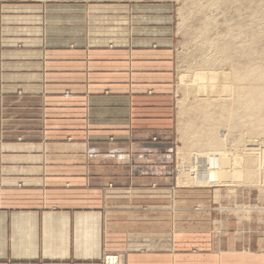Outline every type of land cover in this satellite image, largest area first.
Instances as JSON below:
<instances>
[{
    "label": "crops",
    "instance_id": "obj_1",
    "mask_svg": "<svg viewBox=\"0 0 264 264\" xmlns=\"http://www.w3.org/2000/svg\"><path fill=\"white\" fill-rule=\"evenodd\" d=\"M66 7L68 41L1 13L0 264H264V207L179 184L168 45L108 49L84 36L89 7ZM205 163L186 178L216 183Z\"/></svg>",
    "mask_w": 264,
    "mask_h": 264
},
{
    "label": "rangeland",
    "instance_id": "obj_2",
    "mask_svg": "<svg viewBox=\"0 0 264 264\" xmlns=\"http://www.w3.org/2000/svg\"><path fill=\"white\" fill-rule=\"evenodd\" d=\"M214 2V0H0V17L1 13L2 15L12 13L28 15L29 18H24L15 25L23 27L18 28L19 33L30 35V28L39 24L40 20L37 15H40L43 18L41 33L39 30L41 36L47 35L52 38L60 36L68 41V33L71 36H77L75 32L78 31L77 34H81L82 31L80 26L75 24L78 22L68 21V16L64 13L67 9L62 10V8L66 6L79 8L80 5H85L89 7L91 21L86 23L84 36L89 34L90 37L102 39L108 49L111 47L123 54V50L130 45L129 41H132V38L133 41L135 38L144 39L143 43H151L150 48L155 45H168V55H163L162 59L167 62L169 85L175 100L174 135L178 168L181 161L180 154L185 149L187 150L195 139L192 134L189 138H184L182 129L185 124L188 128L189 123H194L193 129L200 134L202 132L203 135L198 137L204 141L209 131L217 126L216 118H223L225 110H228L229 104H232L230 97L222 100L209 96L208 91L204 90L201 97L212 101L205 107L212 117H210L211 121L204 124L200 114L194 116L195 102L197 99H202L196 96V93L200 94V92L193 87L194 75L200 71L203 63L208 65L211 63L209 71L212 76L211 83L214 86H220L219 84L226 81L229 83L227 80L231 68L228 67L229 65L233 67L247 65L264 69V0H223L219 2L221 6L214 5ZM44 6L47 8L46 13L41 11ZM50 6L53 8L49 9ZM18 8L21 9L18 10ZM73 19L75 18H71ZM235 26H237L236 29H234ZM229 27L233 29L230 35L228 34ZM232 35L233 38L230 39ZM226 46L230 48L226 55L232 57L229 59V65H225L223 61L225 54L221 52V49ZM247 53H249L248 57L245 55ZM121 58L124 59V57ZM220 65H225V68ZM123 66L125 65L122 64ZM69 94L68 90H65L62 96L67 98ZM261 99L260 105L263 106L262 111H264V97ZM258 117L264 121L263 112L259 113ZM222 125L221 128H223ZM256 138L257 143L263 144L264 132L256 133ZM23 139L20 135L16 142H21ZM262 148H257L253 157L264 158V150H260ZM182 177L179 184L185 183L215 189L221 201L224 200L222 203L225 207L235 208V205L242 206L244 209H247V206L264 207L260 203L264 201V184H258L257 181L250 185L224 182L209 184L206 180L199 182L192 181V177L191 179H187L185 175ZM254 177L259 181L261 175L256 174ZM258 208L243 216L250 218L255 213L263 214V211Z\"/></svg>",
    "mask_w": 264,
    "mask_h": 264
},
{
    "label": "bare ground",
    "instance_id": "obj_3",
    "mask_svg": "<svg viewBox=\"0 0 264 264\" xmlns=\"http://www.w3.org/2000/svg\"><path fill=\"white\" fill-rule=\"evenodd\" d=\"M214 1V5L216 6H221L219 4L223 2V0H219L220 3L217 0ZM236 27L237 26H235L234 29H236ZM228 31L230 35L233 29L229 27ZM232 38L233 35L230 39ZM228 49H230L229 46L221 49V52L225 54L223 57L225 65H229V59L232 58L226 55ZM238 52L241 51L238 50ZM245 55L248 57L249 53ZM248 63L249 62H247V64ZM209 65H211V63H209ZM209 65L203 63L200 71L196 72L194 75L195 84L193 87H196L198 92H200V94L196 93V96L201 97L204 90H207L209 96H214L215 98L225 100L226 97H230L232 104L228 103L229 109L225 110V114L222 115L224 116L223 118H216L217 126L209 131L208 137H206L204 141L200 140L198 137L202 132L200 134L193 129L194 123H189L188 128L185 124L182 129L184 138H189L192 134L195 139L194 142L191 143L192 145L187 147V150L185 149V151L180 154L181 161L178 164L179 176L185 175L187 177L190 175L195 177L194 172L197 171L189 170L185 164L186 159L191 155L206 159V163L200 166L199 172L208 174L210 176L209 182L215 181L216 183L224 182L227 184L248 183L250 185L254 183V181H257L256 183L263 185L264 158L258 155V157H253V155L257 148L263 147L260 150H264V143H257L256 138V133L264 132V121L258 117L259 113H264V111H262L263 106L260 105L262 103V99L260 100V98L264 97V69L252 68L247 65L239 67L229 65L228 67H231L227 75L229 83H226V81L223 84H219L220 86H214V84L211 83L212 76L210 75ZM225 65H220V67L223 66L225 68ZM201 98L202 99H197L195 102L194 116L200 114L202 117L201 119H203L202 122L206 124L211 121L212 117L207 113L208 111L205 107L207 103H212V101H207L203 97ZM223 102L224 101H222V103ZM221 125L223 128L220 127ZM256 174L261 175L260 180L262 181L256 180L254 177ZM252 177H254V179Z\"/></svg>",
    "mask_w": 264,
    "mask_h": 264
},
{
    "label": "built area",
    "instance_id": "obj_4",
    "mask_svg": "<svg viewBox=\"0 0 264 264\" xmlns=\"http://www.w3.org/2000/svg\"><path fill=\"white\" fill-rule=\"evenodd\" d=\"M102 264H118V260L113 256H106Z\"/></svg>",
    "mask_w": 264,
    "mask_h": 264
}]
</instances>
